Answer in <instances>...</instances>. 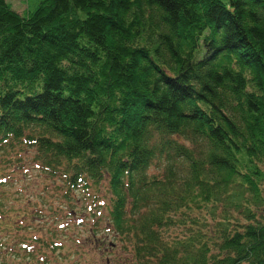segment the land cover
I'll use <instances>...</instances> for the list:
<instances>
[{
    "label": "trees",
    "instance_id": "16d2710c",
    "mask_svg": "<svg viewBox=\"0 0 264 264\" xmlns=\"http://www.w3.org/2000/svg\"><path fill=\"white\" fill-rule=\"evenodd\" d=\"M25 11L0 0V148L19 147L4 159L24 166L32 148L66 197L105 187V229L131 252L121 264H264V0ZM1 229L10 264L21 240Z\"/></svg>",
    "mask_w": 264,
    "mask_h": 264
},
{
    "label": "rangeland",
    "instance_id": "374dc122",
    "mask_svg": "<svg viewBox=\"0 0 264 264\" xmlns=\"http://www.w3.org/2000/svg\"><path fill=\"white\" fill-rule=\"evenodd\" d=\"M8 1L22 13L33 9L39 0ZM14 148L17 150L19 147ZM16 150L6 146L0 148V168L6 172L2 180L9 182L0 186L7 195L3 200L7 212L0 226L6 245L16 248L17 240L27 242V245L18 243L20 253L15 254L10 249V254L5 256L6 260L10 264L12 261L26 264V248L29 249L28 255H25L29 257V264H121L118 261L121 262L131 252L122 249L121 241L113 239L112 232L107 233L105 229L108 202L105 187L99 190L79 187L66 197L59 190L62 187L59 183L61 178L58 175H45L42 167L31 160L35 152L32 148L31 152L24 155V166L17 167L15 163V167H12V163L4 159V156ZM19 191L21 194H17ZM34 205L42 207L43 217L40 212L36 213V218L31 217ZM17 222L20 227L14 228ZM27 224L34 226L27 230ZM175 229L171 231L175 233ZM185 231V227H178V233L183 235ZM20 234L26 238L19 239L23 238ZM35 236L46 238L47 241L55 240L57 245L55 248L43 246L32 239ZM110 239H113V245L109 244ZM126 244L130 247L129 242Z\"/></svg>",
    "mask_w": 264,
    "mask_h": 264
}]
</instances>
